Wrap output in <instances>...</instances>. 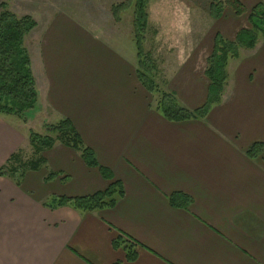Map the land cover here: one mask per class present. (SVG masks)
I'll list each match as a JSON object with an SVG mask.
<instances>
[{
    "label": "crops",
    "instance_id": "crops-1",
    "mask_svg": "<svg viewBox=\"0 0 264 264\" xmlns=\"http://www.w3.org/2000/svg\"><path fill=\"white\" fill-rule=\"evenodd\" d=\"M241 1L248 10L264 2ZM248 25L247 13L233 11L216 33L233 39ZM213 44L199 42L170 81L186 108L207 98L205 67L195 60ZM31 61L36 109L52 114L50 122L70 119L98 163L122 182L124 195L95 211L47 206L51 198L110 184L80 152L56 142L44 152L46 164L28 170L20 184L0 174V264H264V152L246 154L254 142L264 143L263 36L229 61L221 102L204 118L182 121L157 110L137 77L136 54L65 13L46 21ZM27 131L0 114V168L24 151ZM50 172L56 175L46 180ZM173 192L190 196L189 207L172 205ZM119 235L138 242L134 260L114 246Z\"/></svg>",
    "mask_w": 264,
    "mask_h": 264
},
{
    "label": "trees",
    "instance_id": "trees-1",
    "mask_svg": "<svg viewBox=\"0 0 264 264\" xmlns=\"http://www.w3.org/2000/svg\"><path fill=\"white\" fill-rule=\"evenodd\" d=\"M134 2V44L136 47L137 67L136 74L141 84L152 96L157 95L155 102L157 110L170 121L204 118L213 107L222 100L223 92L228 81V65L231 59L238 58L242 49L255 47L259 37H264V2H258L251 9H247L241 0H212L210 3L211 15L220 18L226 5L230 6L235 14L242 15L248 12L247 27L241 28L233 39L225 38L216 33L212 51L207 56L205 75L209 80L207 98L203 105L196 109L184 107L174 92L160 89L155 76L159 73V65L151 51L146 50L145 34L147 25V5L149 0H128L112 7L113 15L119 20V12ZM37 26V21L29 14L19 16L8 8L5 1L0 3V114L17 116L27 120L29 112L37 108L39 92L36 78L32 69L31 55L25 43L27 36ZM61 142L80 152L87 165L98 167L101 175L110 184L104 190L84 196H58L51 198L45 204L49 207L70 205L81 211H95L113 207L124 195L121 181L115 180L111 170L100 165L94 151L86 146L77 132L72 121L62 118L45 125V134L29 131V145L32 148L31 156L24 158L23 149L13 153L0 168V174L9 176L17 184L28 170H38L46 164L44 152L56 142ZM264 152L263 142H254L246 151L251 158H256ZM56 174L50 172L45 179L50 180ZM174 206L188 208L191 198L183 192H173L168 197ZM114 246H122L127 253L128 260L137 257L135 245L137 241L117 236Z\"/></svg>",
    "mask_w": 264,
    "mask_h": 264
},
{
    "label": "rangeland",
    "instance_id": "rangeland-1",
    "mask_svg": "<svg viewBox=\"0 0 264 264\" xmlns=\"http://www.w3.org/2000/svg\"><path fill=\"white\" fill-rule=\"evenodd\" d=\"M2 1H5L8 8L17 15L29 14L37 21V26L25 40L31 56L37 51L38 35L46 21L59 12L75 18L92 33L111 42L120 50L136 54L133 31L134 2L120 11L118 13L120 19L116 20L112 7L128 0H0V3ZM211 1L149 0L146 8L148 28L144 45L146 50L151 51L159 65V73L155 79L160 89L170 91V81L177 69L189 58V53L198 50L196 46L199 42L214 39L218 25L233 13L232 8L226 5L224 19L219 21L211 15ZM204 56L207 54H203L195 61L206 68ZM232 83L231 81V85ZM153 99L156 102L157 95H154ZM36 110L29 112L25 121L10 115L18 125L25 124L28 136L30 130L45 134V125L53 123L50 122V118L54 119L52 114L45 115L40 108ZM35 114L37 119L28 121ZM31 153L32 148L27 144L24 148V158L28 159Z\"/></svg>",
    "mask_w": 264,
    "mask_h": 264
}]
</instances>
